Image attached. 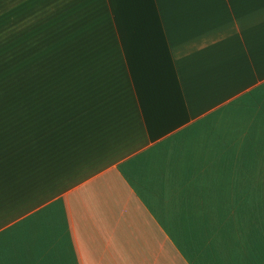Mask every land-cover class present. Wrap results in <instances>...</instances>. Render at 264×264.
<instances>
[{
	"label": "crops",
	"instance_id": "1",
	"mask_svg": "<svg viewBox=\"0 0 264 264\" xmlns=\"http://www.w3.org/2000/svg\"><path fill=\"white\" fill-rule=\"evenodd\" d=\"M8 23L0 264H264V0H0Z\"/></svg>",
	"mask_w": 264,
	"mask_h": 264
},
{
	"label": "rangeland",
	"instance_id": "2",
	"mask_svg": "<svg viewBox=\"0 0 264 264\" xmlns=\"http://www.w3.org/2000/svg\"><path fill=\"white\" fill-rule=\"evenodd\" d=\"M13 1V0H12ZM8 19L10 18V17H12V16H14L13 15V11L12 12H10V11H8ZM10 24H11V22H10ZM9 23L5 26H3L1 29V31H0V37H3V36H5L6 34H8V37H7V39H9V33L11 32V31H13L15 28H16V26L13 24V25H10ZM18 27V26H17ZM20 27V26H19ZM25 27H23V29H24ZM58 41H60V40H58ZM60 42H62V41H60ZM60 42H58V43H60ZM27 44V43H26ZM26 44H24V45H26ZM29 44V43H28ZM40 44V47H43L44 48V46H45V43H44V41H39V43H38V45ZM54 44V43H53ZM7 47H8V49H7V51H6V58H1L0 59V66L1 67H3V68H6L7 70L5 71V73H2L0 76H1V80H9L10 79V77L13 75V69H14V57L13 56H11V53L13 52L14 53V43H8V45H7ZM27 60H29V58L27 59Z\"/></svg>",
	"mask_w": 264,
	"mask_h": 264
}]
</instances>
